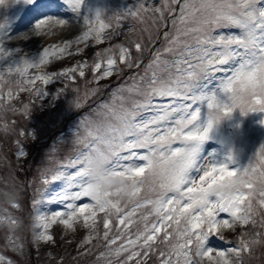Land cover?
I'll return each instance as SVG.
<instances>
[{"label": "snow or ice", "instance_id": "obj_1", "mask_svg": "<svg viewBox=\"0 0 264 264\" xmlns=\"http://www.w3.org/2000/svg\"><path fill=\"white\" fill-rule=\"evenodd\" d=\"M83 2L64 0L77 14ZM5 3L0 0V5ZM24 3L40 9L54 7L58 0ZM129 19L155 25L158 33L170 22L171 32L163 31L165 46L154 51L142 73L118 84L94 116L80 120L83 132H76L71 155L63 160L50 156L48 165L40 169V184L59 187L46 200L32 199L31 241L20 233L27 227L23 220L10 211L20 210V202L0 207V228L7 233L5 246L24 258L29 244L38 251L41 244L56 243L49 231L53 225H62L65 236L79 225L88 230L79 245L81 255L88 254L83 251L88 245L98 246L94 240L102 244L98 264L101 260L106 264H148L153 257L155 264H245L244 253L264 246V146L256 153L257 163L243 170L229 167L231 156L223 165L205 160L201 147L213 126L234 110L245 116L264 113V0H163L159 7L140 0L123 14L102 18L97 12L94 20L84 18L77 23L45 13L30 37L42 41L56 35V29L63 30L60 36L65 37L77 25L81 28L75 38L43 46L36 61L21 47L30 38L9 37L5 25L0 24V119L5 112L31 115L30 103H24L22 109L11 105L18 92L27 91L31 100L42 101L50 83L74 84L77 73L85 77L86 68L93 73L88 83L140 69L146 45L133 40L130 45L95 51L91 63L86 59L72 67L44 70L71 56L69 50L74 45L79 54L91 47L89 41L96 45L111 41L120 34L121 22ZM225 28H235L239 34L217 31ZM132 47L138 56L133 55ZM30 69L34 70L31 76ZM37 82L44 87H37ZM5 83L7 91L3 90ZM67 87L65 84L57 96ZM73 91L77 97L72 103L78 110L102 89H86L83 96L78 87ZM204 106L208 111L202 124ZM3 130L12 131L7 122ZM16 143L19 146V141ZM15 157L16 167L23 169L19 161L28 158L23 147H18ZM97 161L105 164L108 177L131 182L133 199L128 204L89 190V166ZM10 187L20 193L25 190L23 184ZM43 203L62 207L51 212L37 210ZM213 239L229 247H212ZM0 264L16 261L0 255Z\"/></svg>", "mask_w": 264, "mask_h": 264}, {"label": "rangeland", "instance_id": "obj_2", "mask_svg": "<svg viewBox=\"0 0 264 264\" xmlns=\"http://www.w3.org/2000/svg\"><path fill=\"white\" fill-rule=\"evenodd\" d=\"M139 3L140 0H84L77 14L64 3V0H58L57 5L54 7L40 8L38 11L33 5L24 3V0H6L4 5H0V24L5 25L8 36L14 38L31 32L35 23L39 20L33 21L35 17H32V14L34 13L41 14V12L50 11V15L54 14L57 18L68 23H77L82 22L84 18L94 20L97 12L101 13L102 18L123 14L129 9H134ZM149 3H155V6L159 7L163 3V0H149ZM121 23L122 27L117 30L120 34L111 41H106L99 45H96L94 41H89L91 47L86 48L79 54L76 53V46L74 45L69 50L73 53L71 56L66 55L60 62L54 61L51 67H47L44 70L52 71L72 67L79 62H84L86 59L91 63L95 51H101L109 46L118 44L130 45L133 40H139L143 45H146L140 69H128L125 70L123 76L118 77L113 75L111 78L100 80L98 83H88L92 79L93 73L91 69L86 68L85 77H79L77 73L74 84L71 81L50 83L46 87L48 95L42 101L39 99L31 100L30 94L27 91L18 92L16 98L10 101L11 105L22 109L24 103H30L31 115L26 116L22 111L17 113L5 112L3 113V119H0V191L8 189L12 184L17 186L20 184L25 185V181L28 180V186H25V190L21 193L22 198L19 201L22 206L21 209H10L27 226L20 229V233L28 241L32 240L31 224L35 215V210L31 207L32 199L46 200L59 187L57 184L47 187L40 184L38 182L40 169L48 165L50 156L57 160H63L73 153L75 134L78 130L81 133L83 132L79 124L80 120L85 116H94L95 109L99 104L109 101L111 91L118 84L128 81L129 76L137 72L142 73L144 66L148 64L153 56V54L147 53L149 47H152V43L157 41L159 44L155 46L156 50L162 49L165 46L163 31L168 30L171 32V25H168L167 29H159L158 33L155 25L146 26L130 19ZM79 28H81V25H77V28L65 37L60 36V33L63 31L61 29H56V35L44 37L42 41L38 37L33 36L27 41H23L21 47L27 53L29 59L36 61L42 53L43 46H50L53 43H61L64 39L75 38L77 29ZM217 31L224 35L239 34V31L235 28L217 29ZM160 32H162L161 36ZM80 47H83V45ZM131 50L134 56L139 55L135 52L134 47ZM146 57L147 59L144 61ZM33 71L29 70V76L32 75ZM65 84H68V87L64 89L63 94L57 96V92L64 88ZM36 86L44 87L40 82H37ZM7 87L6 83L3 84L4 91H7ZM73 87L79 88L80 96L84 95L86 89L99 87L102 91L98 92L95 96H89L85 105L77 110L72 103L77 97V93L73 91ZM212 90L216 91L215 88ZM106 94L107 97L103 99ZM221 98L226 99L225 97ZM7 100L8 97L4 96V101ZM164 102L167 101H157V103ZM207 111V107L204 106L202 108V124L205 123L203 117L206 116ZM261 121H264V113H249L245 116L238 109L234 110L230 117H226L213 126L208 139L201 147V156L205 160H211L216 165L229 163L228 157L231 156L233 162L229 163V167L233 169L238 168L243 170L250 164H256L258 160L256 153L261 146H264V124ZM5 122H7L9 129H12V131L5 132L3 130ZM21 131L25 135H20ZM16 141H19V146ZM18 147H23L28 157L26 161H19L20 164H23V169L16 167L18 161L15 153ZM37 189L39 191H36ZM130 200L120 202L128 204ZM0 207L8 208L9 205L3 203L2 198H0ZM61 207L60 205L43 203L37 207V210L51 212L60 210ZM143 211L145 210H138V212ZM100 216L102 217L103 214L101 213ZM136 219H139V216ZM113 220L115 221V218ZM49 231L56 237V243L41 244L39 249L45 250L43 251L44 260L46 259L51 262L59 259L63 261V264H77L78 261L85 259L86 264H98V254L104 250L101 243L94 240L93 244H98V246L92 247L88 245L83 249L88 254H80L81 249L79 245L88 236L87 229L77 225L75 232H69L65 236L63 226L57 224L53 225ZM99 231L101 234L104 231L102 223H100ZM134 231L135 225H133ZM6 234V230L0 228V255H4L6 259L10 258L16 261V264H50L46 263V261L44 263L39 262L37 256L33 253L37 250L30 244L27 248V256L24 258L18 256L5 246L4 237ZM233 239H235L234 236ZM69 240L71 243L66 242ZM210 246L217 249L229 247V245H225L222 241L216 239L212 240ZM259 246L261 245H257L251 254H243L245 264H264V252L257 250ZM54 249L55 252H53ZM99 264H106V262L101 260ZM214 264H217V262L214 261Z\"/></svg>", "mask_w": 264, "mask_h": 264}, {"label": "clouds", "instance_id": "obj_3", "mask_svg": "<svg viewBox=\"0 0 264 264\" xmlns=\"http://www.w3.org/2000/svg\"><path fill=\"white\" fill-rule=\"evenodd\" d=\"M38 34L31 33V35ZM28 38H30L28 34H22L17 39L26 40ZM130 183L121 177H108L106 166L101 161L94 162L89 166L87 187L94 193H99L102 196L108 194L111 199L127 201L133 198L130 194ZM0 198H2L3 203L10 206L20 201L22 194L17 189L9 187L0 191Z\"/></svg>", "mask_w": 264, "mask_h": 264}, {"label": "trees", "instance_id": "obj_4", "mask_svg": "<svg viewBox=\"0 0 264 264\" xmlns=\"http://www.w3.org/2000/svg\"><path fill=\"white\" fill-rule=\"evenodd\" d=\"M257 250H261V251L264 252V246L261 245V246L257 247ZM43 251H45V250L44 249H39L38 251H34L33 252L34 255L37 256V259H38L39 262H43L44 263L46 261V263H50V264H61L62 260H59V259L56 260V261L53 260L51 262L46 260V259L44 260L43 258H45V256H44ZM53 252H55V249L53 250ZM77 264H86L85 259H83L81 261H78ZM148 264H155V257H153L151 260H149Z\"/></svg>", "mask_w": 264, "mask_h": 264}, {"label": "bare ground", "instance_id": "obj_5", "mask_svg": "<svg viewBox=\"0 0 264 264\" xmlns=\"http://www.w3.org/2000/svg\"><path fill=\"white\" fill-rule=\"evenodd\" d=\"M43 8V7H42ZM37 11H38V9H37ZM38 13H40V12H38ZM43 12H41V14H42ZM46 14H48V15H50L51 14V12L49 11V12H45ZM45 13H43V14H45ZM41 14H32V17L34 16L35 17V19H33V21H35V20H38V19H41L42 17H43V14L41 15ZM16 17V16H15Z\"/></svg>", "mask_w": 264, "mask_h": 264}]
</instances>
